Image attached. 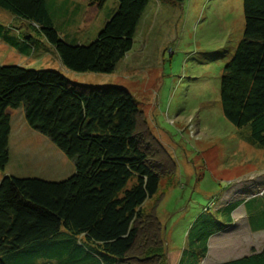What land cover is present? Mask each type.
Listing matches in <instances>:
<instances>
[{
  "label": "trees",
  "instance_id": "1",
  "mask_svg": "<svg viewBox=\"0 0 264 264\" xmlns=\"http://www.w3.org/2000/svg\"><path fill=\"white\" fill-rule=\"evenodd\" d=\"M117 2L88 45L60 39L46 0H0V9L42 34L67 70L110 74L132 48L149 0ZM242 10V39L222 69L219 99L224 118L238 128L248 125L250 141L264 149V0H242ZM9 32L0 25L3 43L26 56L36 50L31 37ZM20 106L28 127L70 160L74 173L58 182L0 179V264H196L206 253L219 228L208 211L188 232V250L148 246L128 257L141 206L157 193L160 176L140 146L137 106L126 90L73 86L54 70L0 66V170L9 156L7 110ZM238 205L220 211L228 218ZM226 264H264V252Z\"/></svg>",
  "mask_w": 264,
  "mask_h": 264
},
{
  "label": "rangeland",
  "instance_id": "2",
  "mask_svg": "<svg viewBox=\"0 0 264 264\" xmlns=\"http://www.w3.org/2000/svg\"><path fill=\"white\" fill-rule=\"evenodd\" d=\"M51 1L46 7L53 28L66 44L78 45L91 43L118 5L117 0ZM0 22L14 29L15 38L31 37L36 47L26 56L0 40V66L62 70L73 86L119 87L135 102L136 134L160 179L157 193L141 206L129 258L148 246L188 250V232L200 215L225 198L235 199L237 190L243 191L241 199L264 194V149L250 141L248 125L238 128L224 118L219 99L222 69L242 38V0H149L132 48L110 74L67 70L42 34L1 9ZM9 114V156L0 179L58 182L74 173L73 163L28 127L23 106ZM260 171L261 176L249 177Z\"/></svg>",
  "mask_w": 264,
  "mask_h": 264
},
{
  "label": "crops",
  "instance_id": "3",
  "mask_svg": "<svg viewBox=\"0 0 264 264\" xmlns=\"http://www.w3.org/2000/svg\"><path fill=\"white\" fill-rule=\"evenodd\" d=\"M11 18L16 19L13 16ZM0 25L3 31L9 30V34L12 35L11 31L14 29L6 28L1 22ZM59 73L63 74V71L61 70ZM7 113L9 114V110H7ZM262 172L250 174L249 177H259ZM239 180L243 179L233 180L232 186L229 185L221 196L224 194L227 196L228 192L232 190ZM256 180L261 183L259 178ZM250 187L251 185L247 188ZM234 192L238 194L237 198H225L223 202H218L215 207L211 208L210 211L213 213V218L219 228L209 236L206 244V253L198 259L196 264H226L264 252V204H262L264 202V194L255 195L253 193L249 197L241 199L239 197L243 191L237 190ZM232 202H238L239 205L230 213L229 220H227V216L221 211Z\"/></svg>",
  "mask_w": 264,
  "mask_h": 264
}]
</instances>
